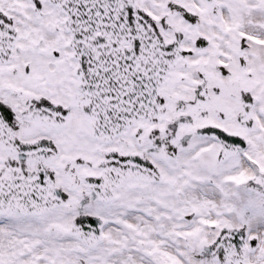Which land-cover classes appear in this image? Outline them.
Instances as JSON below:
<instances>
[{"label":"snow or ice","instance_id":"obj_1","mask_svg":"<svg viewBox=\"0 0 264 264\" xmlns=\"http://www.w3.org/2000/svg\"><path fill=\"white\" fill-rule=\"evenodd\" d=\"M0 264H264V0H0Z\"/></svg>","mask_w":264,"mask_h":264}]
</instances>
